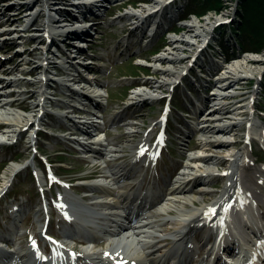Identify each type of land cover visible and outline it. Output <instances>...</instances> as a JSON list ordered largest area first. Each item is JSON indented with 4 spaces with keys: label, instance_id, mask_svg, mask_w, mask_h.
<instances>
[{
    "label": "bare ground",
    "instance_id": "6f19581e",
    "mask_svg": "<svg viewBox=\"0 0 264 264\" xmlns=\"http://www.w3.org/2000/svg\"><path fill=\"white\" fill-rule=\"evenodd\" d=\"M11 2L13 4L19 3L14 6L15 8L38 4L36 7L24 10L22 13L6 12L8 2L1 4L3 6L0 7V16L3 14L9 15V18H6L2 23L0 20V52H14L8 58L14 64L12 66L6 64L0 67V145L15 146V144H18L17 150H19H16L15 154H9L3 150L0 154L1 156L4 155L3 162L12 165L1 176L0 216L4 214L3 218L6 226L10 223L13 224L10 228L8 227L10 231L7 234L1 233V236L4 243L11 242L10 239L13 237L19 240L17 245L22 244L23 246V251L18 253L8 252V254H5L6 252L0 250V255L2 253L8 257L11 264H26L29 261L34 264H202L200 260H197V246H193L195 242H192L191 238L203 232L205 234L199 237L203 239L199 250H204L208 255L213 250L215 260L220 261L224 255L226 258L229 257V263L226 261L227 264H241L237 256L232 258L230 249L225 250L221 255V248L226 241L237 244L236 240L240 242L243 251L244 248L251 249V245L247 243V240H252L255 236L254 233L258 234V238H256L257 235L255 236L258 243H261L260 240L264 238V198L259 193L264 191L261 190L264 188V173H254L251 165L244 162L247 157L241 154L242 150H234L231 147L233 142L241 139L239 128L243 125L248 130L247 139L260 137L258 141L260 144H264V123L253 118L255 111L254 99L251 98L248 102H245V93L240 86L250 78H257L264 73V58L247 53L243 55L241 60L227 57V65L220 64L222 61L215 64L213 60H208L207 65L203 62L199 65V70L207 72L208 68L209 71H216L217 76H207V74L199 72L201 81L195 82V84L200 83L199 85L205 90H209L213 86V92L209 97H205L201 104H195L198 109L194 110L196 112L195 117L198 118L199 114H204L202 118L199 117L204 121L193 130V134H197V144L187 147L186 153H184L185 161L181 165L182 170H177L173 177L166 181V191L162 189L157 194L156 186L151 185L149 192H152V194L148 196V201L150 203L156 202V204L151 214L147 215L143 214V203L147 201L146 196L142 200L137 199L135 201V198L139 194L143 195L141 190L146 186V180L141 179L138 175L142 167L147 168L148 166L146 160H148L150 154L146 150V144L149 136L141 130L137 122L126 120L122 122L121 115L127 113L130 109L141 108L150 100L161 98L162 93H166L169 87L177 82V80H171V76L175 75L177 78H181L185 73L190 72L189 65L192 59L199 64L197 61L199 58H197L198 53L204 51L205 47H209V41L212 38L209 36L214 34L216 28L222 26L223 20L215 21L211 17L205 18L201 22L192 20L189 23H183L184 32L180 36L169 38L168 46L170 48L168 46L162 47L163 52L152 60V62L158 61L166 64L161 69L159 68L161 66L156 64L155 72H157V75L162 76L148 77L139 83L130 85L134 91H130L131 93L127 97L128 102L124 104L120 111L114 114L115 121L118 120L119 122L117 126L122 132L110 140L114 147L109 148L106 144L107 140L103 136L104 133H102V125L95 118L88 117V115H100L97 109L106 106L107 96L102 94L101 91L100 93L97 91L101 87L99 84L102 82L84 77L79 71H77L78 74L71 72L78 70L77 65L81 61L68 60L70 58L68 54L60 49L58 51L62 53L61 57L67 59L68 62L54 61L57 66H61L58 70L59 76H61L58 85L62 90L58 89V92L61 91L62 93L63 89L70 91L69 101L53 98L55 95L54 89L43 92L41 83L46 76L54 80V83L58 80V78L48 74L51 69H56L51 68V61H48V64L46 63L50 55H48V58H44L45 55L43 56L44 53L57 56L54 54L55 51L47 45L48 43L46 44L47 40H50V44H52L57 43L59 36H70V43H73L74 40L71 41L73 37L83 39L85 37L83 33L68 35L66 34L69 31L67 29L72 24L80 22L79 17H77L79 14H76L78 10L82 13V16H89L95 10L98 11L97 6H95L96 2L94 0H13ZM175 2L176 0H147L146 3L136 5L137 7L134 10L126 11L118 18L122 20L121 22H124L123 32L131 35L135 31H142L144 26L151 22L150 26L152 27L147 30L151 34L143 32L145 35L143 38H147L146 41L148 42L151 41L155 34L160 32L161 26L165 27L172 20H176V17H180L181 12L178 9L171 10L170 8ZM125 3H128L127 0H119L118 4L122 6ZM115 4L112 6H115ZM20 10L15 9L14 11ZM48 11V18L46 19ZM59 16L61 17L59 18ZM194 16L196 18L199 15L195 14ZM40 18L43 19L38 24V30L33 32L34 28L31 26L37 23ZM91 23L89 21V24ZM19 26L24 27L27 34L19 33ZM179 29L173 28L172 31L177 32ZM15 31H17L16 34H14ZM24 36H27L30 41L35 40L38 42L40 47L29 51L17 48L21 42L19 39ZM29 40L25 43H29ZM198 40H203L202 43L204 42V44L196 46ZM46 46L48 47L45 49ZM73 47V45L69 46L70 50ZM241 48L244 50L243 47ZM188 51L191 52L190 55L187 54ZM80 52L84 53L86 51L80 50ZM24 55L35 56L40 62L27 60L23 58ZM186 59H189L188 64L183 65L186 63ZM69 63L70 67L64 66ZM32 64L35 66L27 69ZM92 64H94L92 61L87 62L86 68L96 70V68H92ZM18 73H21V75L34 74L36 78L24 80ZM79 81L86 82L87 85L92 87L91 95L85 96L84 93L86 92L82 93L78 88L72 86V83L77 84ZM93 83H95V86ZM21 84L35 86L37 89H21L19 87ZM47 85L50 86L51 83L48 82ZM227 86L230 89H226ZM93 88L97 89L94 90ZM197 92L199 91L197 90ZM254 95L252 96L254 97ZM87 98L90 104L95 103L99 108L92 107L89 110V107L84 106L85 103L81 101ZM71 99L73 101L82 100L75 102V106H72L70 104ZM224 99L227 101L224 102ZM213 104L214 107H212ZM54 105L64 109V113L56 116L54 114L56 112L49 108ZM77 107L80 109H77ZM140 108L138 110L142 112L143 108ZM81 109L86 112L79 113ZM219 112L230 113V115L226 117L214 114ZM77 113L84 117H81L82 119H86L85 124L76 122L74 114ZM51 115L58 117V120L62 123L59 125L60 130L68 132L66 135L56 137L62 140V145L65 146L64 148L55 147L58 151H77L75 150V146H77L80 148L78 150L87 151L90 156L95 155L97 157L98 161L92 165V170L80 177V179L94 177L98 180V182L88 183L87 189L116 192L118 198L123 197L124 199L130 195V192L134 193L133 199L129 200L127 197L128 206L130 208L132 206L131 210L137 215L132 221L134 235L125 234L126 236H122L125 231L130 232H128L129 228L123 227L124 223L119 219L117 210H115V206L120 205L118 200L108 199L109 197L101 200L97 197H91L92 195L89 193L86 196L89 200L85 201L72 195V186H59L62 190V198H50L45 206L42 205L43 208L36 212L35 224L30 227L29 231L22 230L20 226L22 215L26 211L28 203L19 202L5 205L3 199L1 200L4 197L2 196L4 190L14 175L21 173V171L29 173L31 164L14 166L13 160L26 157L27 152L33 149L34 144L35 147H38V142L35 143V140L41 141L43 138L41 139V132L36 129V126H52L46 120L47 118L50 119ZM187 116L192 117L193 115L187 114ZM226 118L229 119L226 121ZM80 136L84 137L81 138ZM184 139L186 138L184 137ZM20 150L23 151L20 152ZM189 151H195V153L189 155ZM22 153L25 155H22ZM188 161H192V163ZM227 161L230 162L228 166L225 165ZM89 163L92 164L91 161ZM237 163L240 166L238 171L248 173L249 181L254 183L253 186L252 184L249 186L245 180L242 181L239 175L234 172ZM34 165L41 188L46 184L45 181L49 185L58 184L44 176L43 171L38 168V163ZM41 165L46 167L45 164ZM222 166H226L225 169L221 170ZM218 177L223 178L221 183L223 188L220 193L215 195L209 203L194 207L201 200L200 198L212 193L208 187L211 186L210 182ZM124 180L127 188L119 192L114 185L119 186ZM198 183H201V185L196 186V191L191 194L192 192L189 189ZM234 199L235 203L231 204ZM251 201H256L260 206H263L261 212L259 208L255 209L252 206ZM224 203H226L225 207L223 206ZM246 203L248 205H244ZM227 207L242 210L240 213L241 218L238 222L234 221L238 225H235L233 219L230 220V216L224 214ZM1 210H4L5 213H1ZM82 210L87 211L88 214L85 215ZM33 211L35 210L31 212ZM68 218H77L79 221L70 223ZM55 222L60 226L74 227L68 228L67 231H58L57 234L60 237L62 234L64 236L66 234L72 237L70 240L74 244H87L88 246L78 250L69 247L68 243L53 242L46 239L44 229H48L49 233H51L50 230L55 233L52 227ZM38 224H41V226L39 227ZM109 224H113V230L114 227L118 228L117 234H109L110 232L107 230ZM108 235L112 237L111 241L106 240ZM87 238L93 239V242H85L84 239ZM32 241L40 243V246L44 248L43 251H46L47 254L53 253V255L45 261L43 254L37 250ZM212 243H214V246L210 248ZM256 248L253 251H256ZM202 261L204 262V260Z\"/></svg>",
    "mask_w": 264,
    "mask_h": 264
},
{
    "label": "rangeland",
    "instance_id": "374dc122",
    "mask_svg": "<svg viewBox=\"0 0 264 264\" xmlns=\"http://www.w3.org/2000/svg\"><path fill=\"white\" fill-rule=\"evenodd\" d=\"M132 5H127L123 8H111L108 10L107 15H105L102 19H97L96 22H92L93 24V38L96 40V42L93 44V48L87 52H84L82 55V59L80 61L83 62V64L77 65L79 69L83 70V75L91 78L99 80L100 83L99 86L102 87L101 93L105 94L107 96L106 100V106L100 107V114L104 116V119H98L100 124L102 125V129L104 133V138L107 140V146L110 148H113L114 145L111 143V139L115 138L117 135H119L122 130H119L118 120L115 121L114 114H116L118 111L121 110V108L124 106L126 102H128L127 97L130 95V91L134 89L131 88V84L139 83L140 81L148 78V77H154V76H162L157 75L156 71V64H159L163 68L166 64L159 63L158 61L152 62V60L159 54H161L162 47L168 46L169 44V38L171 36H180L184 32V26L183 23H189L192 20H195L197 22L203 21L205 18L211 17L212 19L216 20H223L222 26H219L216 28L214 34H211L209 37H212L210 46L205 47L204 51L199 52L197 58L198 63L191 61L189 67L190 72L185 73V75L181 78H177V76H171V80H177L176 84L172 87H169L168 91L166 93H162V97L158 98L156 100H150L148 101L144 106H142L140 109L143 108L142 112H139V108H133L130 109L127 113H124L121 115V118H123V121H134L137 122L140 125L141 130L145 132L149 136L148 143L146 144V150L149 152L148 160H146L148 166L147 168H141V171L138 176L140 178H144L146 180V185L150 184H160L162 187H165L166 181L170 180L174 173L177 170H182V166L184 164V153H186V149L189 145L197 144L196 138L197 134H193V130L197 128V126L202 123L204 120H201L202 116L204 114H199L200 117L193 116L191 118L187 117L186 114H191L187 112L188 109H193V111L196 109V103L201 104V102L204 100L205 97H209V95L213 92V86L209 88V90H205L204 88H200L198 90L199 92H196L197 86L200 83L195 84L196 81H201V78L199 77L198 73L199 65L203 62L204 64H208V60H213L215 64H218L220 61H223L222 57L223 55L221 52L226 54L227 57L241 60L243 57V49L240 48V45L245 49L251 50V54L255 55L256 57L264 58V25L260 23L262 17L252 16L250 19L244 21V8L246 5V0H179L182 3L181 8V14L185 13V15H189L190 13H196L199 16L195 18L194 15H189L187 20L185 22L179 21L178 18L172 22V25L180 28L177 32L170 31L169 25L161 28L160 33L156 34V36L151 41H146L147 38H143L144 33L142 34V31L139 30L138 32L135 31L133 34H128L127 32H123V25L124 22H121L122 20H119L118 18L126 11L134 10L137 6L143 3H146L147 0H143L142 3L135 4V1L139 0H129ZM38 4V3H37ZM37 4H33L31 6H23L21 7V11L24 10H30L37 6ZM10 5V6H9ZM8 5V11H12L13 9H16L13 6L14 4ZM3 5L0 4V7ZM170 6V5H169ZM39 7V6H38ZM253 3L247 6V8H252ZM174 10V9H173ZM248 10V9H247ZM48 13L46 19L48 18ZM61 16H59L60 18ZM9 18V15H2L0 16L1 23L6 19ZM43 18H40L37 23H34L31 27L34 28L33 32H37L38 30V24ZM123 23V24H122ZM201 24V23H200ZM151 22L144 26L145 31L146 29H150L152 26ZM22 30L19 33H22L23 35L27 34V31L24 30V27H19ZM150 32V31H148ZM17 31H15L14 34H16ZM146 33V32H145ZM140 37L143 39L141 40ZM59 40L57 43L48 44L52 50L55 51L56 48H61L60 45H63L66 49H68L67 44L62 41V38L59 37ZM21 40L20 45L17 48L25 49L27 51L34 49L36 47H40V44L36 42L35 40L30 41L27 36H24ZM30 41L29 43H25V41ZM159 40V42H158ZM204 40V38H203ZM203 40H198V42L195 44L196 46H200L204 44L202 43ZM160 42H163L164 45L159 48L158 46L161 44ZM47 44V43H46ZM158 45V46H157ZM157 46V47H156ZM48 46L45 47V49ZM168 48H170L168 46ZM217 49V50H216ZM64 50V49H63ZM62 51V50H61ZM67 51V50H64ZM253 52V53H252ZM14 53V52H12ZM11 52H0V66H5L6 64L9 66H12L14 62L12 60H8V58L12 54ZM191 53L190 51L187 52V54ZM213 54V56H212ZM45 55V56H44ZM48 55H50L49 59L46 61H53L52 58H56V56L50 54V53H44V58H48ZM190 55V54H189ZM52 57V58H51ZM221 57V58H220ZM23 58L27 60H33L35 62H40L39 59H37L35 56H29L24 55ZM19 59V58H16ZM232 59V60H233ZM188 60L186 59V63L183 65L188 64ZM92 61L94 64H92V68H96V70H91L83 66H87L86 63ZM227 65V63H224ZM54 65V68H57L56 64L52 63ZM35 65H29L27 69L33 68ZM219 66H221L219 64ZM61 66L59 65V68ZM56 71H58V69ZM78 70L71 71L74 74H78ZM80 72V71H79ZM207 72L209 74H207ZM207 72L203 71L202 73H205L208 75H215L217 76V72L215 71H209L207 68ZM19 76H22L24 80H33L36 78L34 74H28L24 75L21 73H18ZM49 75L57 77L53 73H49ZM8 78V77H7ZM56 82V81H55ZM60 82L54 83V80H51V84L56 86L55 95L53 98L56 100H62V101H68L67 96L65 95L67 90H63L58 92V89L62 88L58 85ZM83 82H78L77 84H82ZM220 83V82H218ZM73 85L75 83H72ZM95 84V83H94ZM103 84V85H102ZM132 85V86H133ZM210 85V84H208ZM78 86V85H77ZM241 90L245 93L244 99L245 102H248L251 98L254 99V119L260 120L262 123H264V73L257 78H250L249 80L245 81L244 84L240 85ZM21 89H32L36 90L37 87L31 86V85H24L21 84L19 86ZM228 87V86H227ZM226 89H230L228 87ZM43 92L46 91L47 87L44 86ZM140 90V89H137ZM233 90V89H232ZM48 91V89H47ZM150 91V89H148ZM65 92V93H64ZM255 92V93H254ZM260 94H256V93ZM156 94V93H154ZM167 94V95H165ZM256 94V95H254ZM254 95V97L252 96ZM227 100L224 99V102ZM60 103V102H58ZM57 103V105H58ZM73 102H70L72 104ZM165 106H168L167 111V117H168V135L163 136V141L160 142L161 146H165L163 148L162 154H159V144H155L154 137L156 132L161 127V122L163 120V110L165 109ZM215 105L213 104L212 107ZM53 112H59L61 114L64 113V109H62L59 106H50L49 107ZM55 114V113H54ZM220 114L223 116H229L230 113H214ZM56 115V114H55ZM57 116V115H56ZM56 116H50V119H46L50 122L51 125L49 126H42L45 130H43L44 134L47 137V141L44 139L42 140L41 144L47 152L44 154V151L42 153L39 151L37 153L35 144L33 146V149L31 151L27 152V156L22 159L20 157L16 162L14 163V166H21L26 164H31L34 166V158L37 157V159H41L47 167L52 168V171L57 172L58 175L53 176V179L50 177L51 180H55L58 184H54L52 187L49 185L47 181H45V185L41 188L39 187V184L35 182L32 179V175L28 172H23L22 176L11 179L8 186L4 190L3 194L10 193L8 196H5L3 198V202L5 205L9 204H17L19 202H27L28 206L26 208V211L22 215V221L20 223V226L22 230L29 231L30 227L35 224L36 220V212L41 209V206L43 204H46L50 198H57L59 197L60 192L62 191L59 186L64 185L66 187L72 186V195L77 196V190L75 189L76 185L79 183L78 180L81 176L88 174L92 169V164L81 162L78 160V155H73L69 151H63L60 152L57 150V146H62L63 148L65 146L62 145V140L57 139L56 137L63 135V132L60 130L59 125L62 123L58 120V117ZM94 117V116H93ZM95 118V117H94ZM229 118H226V121ZM125 121V122H126ZM264 125V124H263ZM179 129L180 132L174 133L172 129ZM188 129V130H187ZM238 129V128H237ZM187 130V134H190V138H187L186 140L180 139L176 136H184L185 131ZM247 128L243 125L241 128H239V133H241V139L233 142L232 149H241L242 153L245 157H247V162L251 165L253 168L254 173H264V165L261 164V161L264 160V144H260V142L253 141V139H247ZM195 135V136H194ZM162 137V136H161ZM260 138V137H258ZM36 142H40L35 140ZM110 143V144H109ZM121 145V144H120ZM119 145V146H120ZM18 144H15V146H10L7 144H3L1 146L0 154H2V151L5 150L9 154H15L18 148ZM17 150V151H16ZM23 151V150H22ZM20 150V152H22ZM19 152V153H20ZM195 151H189L188 154L192 155ZM22 155H25L22 153ZM4 155H0V185H1V179L2 175L5 171H7L12 165H9L8 162H6V165H2L1 161H3ZM246 160V159H244ZM53 161V162H50ZM189 163H192V161H188ZM53 163V164H52ZM230 162H226L225 165H229ZM221 170H223L221 168ZM243 170V169H242ZM53 172V173H54ZM28 173V175H27ZM30 175V176H29ZM238 175L240 179L245 182L249 186H253V182L249 181L248 173H243L242 171L238 172ZM259 175V174H258ZM247 178V180H246ZM223 178H216L212 182H210V188L211 194L205 195L204 197L200 198L201 200L198 201L194 207H197L199 205L209 203L211 200L214 199V196L220 193L222 190V183ZM48 183V184H47ZM198 185H201V183L195 184L194 186H191L189 189L190 192ZM123 191L124 189L121 188ZM120 190V191H121ZM261 190H264L261 189ZM261 194V197L264 198V191L259 192ZM191 194H194L192 192ZM7 195V194H6ZM47 195V197H46ZM80 196V195H79ZM17 199V200H16ZM89 200V199H86ZM252 206H254L255 209L259 208V211L261 212L262 207L260 204H258L256 201H251ZM244 205H248L247 203ZM1 206V205H0ZM14 206V205H13ZM32 206V207H31ZM225 206V203L224 205ZM5 207V206H3ZM31 207V208H30ZM33 208V209H32ZM224 208V207H223ZM193 209V207H191ZM32 210H35L31 212ZM230 212V220L233 219V222L241 218V212L240 209L233 208ZM32 214H31V213ZM239 212V213H238ZM1 213H5L4 210H1ZM4 214L0 216V226L4 223ZM32 219H31V218ZM30 218V219H28ZM26 219V220H25ZM235 223V225H238V223ZM39 225V224H38ZM67 226V228H66ZM40 227V226H39ZM38 227V230L40 229ZM54 232L50 230L51 234L55 235V239H57V242L59 241V235L57 234L58 231H67L68 225L60 226L56 222L52 225ZM74 228V227H72ZM48 234V233H47ZM199 234V233H198ZM196 234L191 238L192 242H195L193 246L196 247L197 252V260H204L203 264H206V262L209 259L208 254L205 253L204 250H199V246L201 245V241L203 239L199 238L202 237L205 233L201 232V234ZM48 237V235H46ZM54 242V240H53ZM56 242V241H55ZM72 248L80 249L82 247L71 245ZM102 248V247H101ZM43 246H40L39 251H43Z\"/></svg>",
    "mask_w": 264,
    "mask_h": 264
},
{
    "label": "trees",
    "instance_id": "16d2710c",
    "mask_svg": "<svg viewBox=\"0 0 264 264\" xmlns=\"http://www.w3.org/2000/svg\"><path fill=\"white\" fill-rule=\"evenodd\" d=\"M251 3H253V7L250 8V9L247 8V6L250 5ZM244 10H245V12H244L245 16H244L243 19L245 21V26H246V21L248 19H250L252 16H254V17L260 16V17H262L260 23L264 25V0H248L246 2ZM244 49H245V47H244Z\"/></svg>",
    "mask_w": 264,
    "mask_h": 264
}]
</instances>
